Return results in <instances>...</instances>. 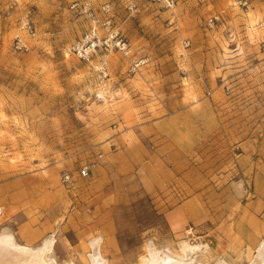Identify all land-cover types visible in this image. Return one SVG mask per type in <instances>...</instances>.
<instances>
[{"label":"rangeland","instance_id":"1","mask_svg":"<svg viewBox=\"0 0 264 264\" xmlns=\"http://www.w3.org/2000/svg\"><path fill=\"white\" fill-rule=\"evenodd\" d=\"M72 1L0 0V236L53 239L55 264L184 245L205 248L193 264H256L241 235L264 229V0H98L129 44L106 71L71 52L90 25Z\"/></svg>","mask_w":264,"mask_h":264},{"label":"built area","instance_id":"2","mask_svg":"<svg viewBox=\"0 0 264 264\" xmlns=\"http://www.w3.org/2000/svg\"><path fill=\"white\" fill-rule=\"evenodd\" d=\"M20 2L21 0H15ZM127 3L129 10L138 11L135 0H123ZM144 3H160L168 8H173L175 0H139ZM98 0H73L70 4L71 13L77 18H83L89 21V27L84 31L82 36L72 47V54L82 61H90L95 56L102 54L103 59L100 61V70L106 71L107 61L106 57L114 51L124 53L129 52V44L119 30L115 27V15L110 4L97 5ZM245 6L246 2H239ZM214 22L210 20V24ZM24 27L33 36L35 30L31 26L30 20L26 19ZM16 49L19 51L27 50V45L18 40ZM139 64L136 65L138 67ZM97 161L90 162L81 166L79 175L86 178L97 168ZM63 183H72V176L65 174L63 176Z\"/></svg>","mask_w":264,"mask_h":264},{"label":"bare ground","instance_id":"3","mask_svg":"<svg viewBox=\"0 0 264 264\" xmlns=\"http://www.w3.org/2000/svg\"><path fill=\"white\" fill-rule=\"evenodd\" d=\"M52 244L53 239L47 241L42 248L35 250L28 246L19 245L18 243H16L14 237L11 235H2L0 236V264H55L52 259L47 257V252L51 249ZM98 244H100V242L94 243L93 246ZM201 247H191L188 245H184L182 249L183 254L180 257L167 255L168 253H161V256L159 253L151 252V255L149 254L150 258H143L144 260H142L141 264H193V260L187 259L189 256L188 254L200 253L201 251H203V249H205H202ZM89 257L91 264L106 263L104 262V260H102L104 258L101 256V254L93 253ZM255 260H257L256 264H264V242H262L260 247L258 248L257 259Z\"/></svg>","mask_w":264,"mask_h":264},{"label":"crops","instance_id":"4","mask_svg":"<svg viewBox=\"0 0 264 264\" xmlns=\"http://www.w3.org/2000/svg\"><path fill=\"white\" fill-rule=\"evenodd\" d=\"M261 234H263V235H261ZM241 236H242V239H244L243 243L244 242H246V244L256 243L257 246L255 249H258L260 247L261 243L264 242V229L260 228V230L258 232H252L250 230H247V232L243 233ZM238 246H240V243H237V247ZM241 248H246V247L242 246Z\"/></svg>","mask_w":264,"mask_h":264}]
</instances>
